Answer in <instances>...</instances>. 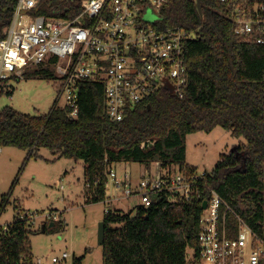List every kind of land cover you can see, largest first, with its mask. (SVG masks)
<instances>
[{
	"label": "trees",
	"instance_id": "16d2710c",
	"mask_svg": "<svg viewBox=\"0 0 264 264\" xmlns=\"http://www.w3.org/2000/svg\"><path fill=\"white\" fill-rule=\"evenodd\" d=\"M66 1H51L57 10L51 15L71 18L74 13L63 9L77 7L76 0ZM14 6L15 0H0V38ZM200 8L202 16L195 0H167L161 9L162 27L195 33L184 44L187 85L182 97L162 88L122 120L110 121L103 84L85 81L75 118L57 100L42 115L21 113L11 106L0 109V148L24 150L27 158H37L39 150L46 149L55 158L81 160L87 204L105 201L108 173L117 163H139L148 172L151 162H156L160 170L195 174L185 162L188 134L220 127L246 141L219 155L210 172L197 180L198 195L186 199L162 192L151 195L147 207L103 211L102 264H198V219L209 189L264 239V45L233 33L227 4L200 0ZM33 74L53 72L44 66ZM8 195L1 198L0 212ZM226 222L235 235L230 212ZM31 227L26 221H13L8 235L0 238V264H34ZM81 261L76 258L72 264Z\"/></svg>",
	"mask_w": 264,
	"mask_h": 264
},
{
	"label": "built area",
	"instance_id": "2783aa9c",
	"mask_svg": "<svg viewBox=\"0 0 264 264\" xmlns=\"http://www.w3.org/2000/svg\"><path fill=\"white\" fill-rule=\"evenodd\" d=\"M51 1L59 0H15L11 20L0 38V91H11L8 82L22 78L26 68L47 66L57 79V100H62L57 105L70 118L79 112L81 83L93 81L103 84L104 110L110 121L122 120L162 88L183 96L187 85L184 44L195 33L161 26V9L167 0H76L77 7L63 9L74 13L71 18L51 15L57 11ZM217 1L230 6L228 17L235 35L264 45V0ZM204 174L157 167L135 185L127 170L121 178L112 169L108 176L114 188L122 189V198L136 197V205L147 207L150 196L162 192L186 199L198 195L197 180ZM208 192L198 219V264H264V239L216 191ZM112 200L105 199V213ZM229 212L237 226L235 235L226 222ZM32 218L16 214L11 222L0 225V238L8 235L13 221L32 225ZM67 256L64 252L60 259ZM51 261L59 259L52 257Z\"/></svg>",
	"mask_w": 264,
	"mask_h": 264
},
{
	"label": "rangeland",
	"instance_id": "374dc122",
	"mask_svg": "<svg viewBox=\"0 0 264 264\" xmlns=\"http://www.w3.org/2000/svg\"><path fill=\"white\" fill-rule=\"evenodd\" d=\"M35 69L36 66H30L22 78L8 82L12 91L6 90L0 95V109L11 106L29 115H42L50 110L58 99L57 79L53 74L34 75ZM57 103L62 104V100ZM243 144H246L243 137L231 136L220 127L208 133H191L185 139V162L198 174L209 173L220 154ZM39 155L27 158L24 150L1 147L0 201L3 195H9L0 212V225L11 222L18 213L33 216L29 240L34 264H72L76 258H81V264H102L97 232L105 204L85 202L83 162L55 158L46 149H40ZM155 169L157 163L151 162L149 172ZM112 170L117 178L127 170L132 185L147 173L144 165L134 162L117 163ZM105 189L106 198L113 199L110 208L128 212L139 203L136 197L122 198V189L114 188L109 176ZM49 222L56 223L41 233V225ZM64 252L68 256L61 260ZM187 256H190L189 250ZM52 257L59 261L52 262Z\"/></svg>",
	"mask_w": 264,
	"mask_h": 264
},
{
	"label": "water",
	"instance_id": "95a60500",
	"mask_svg": "<svg viewBox=\"0 0 264 264\" xmlns=\"http://www.w3.org/2000/svg\"><path fill=\"white\" fill-rule=\"evenodd\" d=\"M195 7L197 9V12L200 16H202V11H201V8H200V0H195ZM169 91H171L170 89H168ZM205 207V203H203L202 205V208ZM53 225V222H49L47 224L48 227L52 226ZM45 231V225L42 224L41 225V228H40V232H44ZM97 238H98V243L100 245H102L103 243V238H104V224L103 222L101 221L98 225V232H97Z\"/></svg>",
	"mask_w": 264,
	"mask_h": 264
}]
</instances>
